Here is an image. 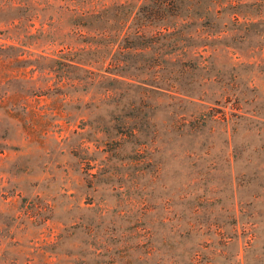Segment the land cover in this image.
Masks as SVG:
<instances>
[{
    "label": "rangeland",
    "instance_id": "1",
    "mask_svg": "<svg viewBox=\"0 0 264 264\" xmlns=\"http://www.w3.org/2000/svg\"><path fill=\"white\" fill-rule=\"evenodd\" d=\"M0 264H264V0H0Z\"/></svg>",
    "mask_w": 264,
    "mask_h": 264
},
{
    "label": "trees",
    "instance_id": "2",
    "mask_svg": "<svg viewBox=\"0 0 264 264\" xmlns=\"http://www.w3.org/2000/svg\"><path fill=\"white\" fill-rule=\"evenodd\" d=\"M130 49H132L134 52H136V50H140V51H143L145 49H147V45H142V46H138L137 44H131L129 46ZM38 58L40 59H47V60H50L52 62H60L59 59L55 58L54 56H48V55H40L38 56ZM38 58H34L33 60H36ZM64 58V63L66 66L68 67H72V68H83L85 64V62H83L81 59H76L75 58H69V57H62ZM51 69V68H49Z\"/></svg>",
    "mask_w": 264,
    "mask_h": 264
}]
</instances>
